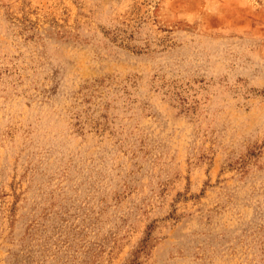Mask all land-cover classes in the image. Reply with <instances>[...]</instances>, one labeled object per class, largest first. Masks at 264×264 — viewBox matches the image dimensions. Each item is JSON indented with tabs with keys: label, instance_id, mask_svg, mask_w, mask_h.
Instances as JSON below:
<instances>
[{
	"label": "rangeland",
	"instance_id": "374dc122",
	"mask_svg": "<svg viewBox=\"0 0 264 264\" xmlns=\"http://www.w3.org/2000/svg\"><path fill=\"white\" fill-rule=\"evenodd\" d=\"M0 264H264V0H0Z\"/></svg>",
	"mask_w": 264,
	"mask_h": 264
}]
</instances>
